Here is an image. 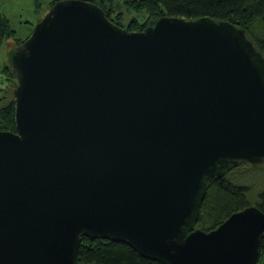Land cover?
I'll return each mask as SVG.
<instances>
[{"label":"water","instance_id":"water-1","mask_svg":"<svg viewBox=\"0 0 264 264\" xmlns=\"http://www.w3.org/2000/svg\"><path fill=\"white\" fill-rule=\"evenodd\" d=\"M0 264H76L82 236L163 264H258L264 212L197 228L212 182L264 162V54L227 20L144 31L60 0L13 48Z\"/></svg>","mask_w":264,"mask_h":264},{"label":"trees","instance_id":"trees-1","mask_svg":"<svg viewBox=\"0 0 264 264\" xmlns=\"http://www.w3.org/2000/svg\"><path fill=\"white\" fill-rule=\"evenodd\" d=\"M60 0H53L54 6ZM98 4L115 24L129 31H144L164 16L198 19L211 17L227 20L245 30L255 46L264 54V0H86ZM121 8H123L121 10ZM133 15L126 24L127 12ZM0 14V45L9 27ZM23 41H17L16 46ZM10 86L0 103V130H15V97L13 83L17 82L13 68ZM252 164L241 163L232 171ZM256 166V165H252ZM224 178L212 182L203 202L197 228L212 231L224 223L233 213L249 206H257L264 212V182L239 184ZM76 264H163L142 256L132 246L107 239H91L82 236ZM258 264H264V236Z\"/></svg>","mask_w":264,"mask_h":264},{"label":"rangeland","instance_id":"rangeland-1","mask_svg":"<svg viewBox=\"0 0 264 264\" xmlns=\"http://www.w3.org/2000/svg\"><path fill=\"white\" fill-rule=\"evenodd\" d=\"M52 2L53 0H0V14L2 18H6V27H9L0 45V103L3 104L2 99L10 86L12 72L5 70L13 67L12 54L13 48L17 47L16 42L23 41L32 34L36 24L50 12ZM133 15L138 14L127 12L126 24ZM13 87L15 89L16 83H13ZM228 177L233 182L258 187L264 182V162L256 166L240 167L231 171Z\"/></svg>","mask_w":264,"mask_h":264}]
</instances>
